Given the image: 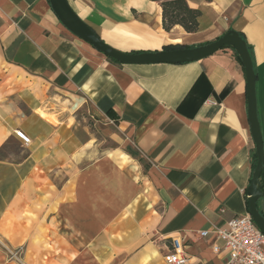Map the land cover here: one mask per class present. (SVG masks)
Listing matches in <instances>:
<instances>
[{
  "label": "crops",
  "instance_id": "0c3cea01",
  "mask_svg": "<svg viewBox=\"0 0 264 264\" xmlns=\"http://www.w3.org/2000/svg\"><path fill=\"white\" fill-rule=\"evenodd\" d=\"M67 1L126 53L237 32L254 64L264 142V0H185L201 13L195 33L165 30L152 0ZM256 163L233 49L116 64L49 0H0V264H167L172 239L195 264H228L211 232L249 213ZM257 207L264 216V194Z\"/></svg>",
  "mask_w": 264,
  "mask_h": 264
},
{
  "label": "water",
  "instance_id": "95a60500",
  "mask_svg": "<svg viewBox=\"0 0 264 264\" xmlns=\"http://www.w3.org/2000/svg\"><path fill=\"white\" fill-rule=\"evenodd\" d=\"M61 23L75 36L89 43L109 59L122 65L185 64L206 59L223 48L233 49L240 57L247 79L248 116L257 163L248 192V210L252 220L264 233V216L257 207L264 191V142L258 116L256 73L246 41L235 31H229L220 39L195 48L164 50L159 52L126 53L106 44L72 9L67 0H49Z\"/></svg>",
  "mask_w": 264,
  "mask_h": 264
},
{
  "label": "built area",
  "instance_id": "2783aa9c",
  "mask_svg": "<svg viewBox=\"0 0 264 264\" xmlns=\"http://www.w3.org/2000/svg\"><path fill=\"white\" fill-rule=\"evenodd\" d=\"M15 135L26 144L30 141L22 131H16ZM211 234L217 241H222V245L213 246V251L227 253L228 264H264V233L249 213L232 218L226 228L214 229ZM200 235L205 238L209 232L203 231ZM164 260L167 264H195L184 249L181 239H172Z\"/></svg>",
  "mask_w": 264,
  "mask_h": 264
},
{
  "label": "trees",
  "instance_id": "16d2710c",
  "mask_svg": "<svg viewBox=\"0 0 264 264\" xmlns=\"http://www.w3.org/2000/svg\"><path fill=\"white\" fill-rule=\"evenodd\" d=\"M152 1L159 2L162 6L163 26L165 30L169 31L174 26L179 25L187 33L197 32L199 27L198 18L201 13L196 9L190 8L185 0H152ZM179 48H183V46L179 44H174L171 46H167L166 50H173ZM235 54L238 60L241 62V59L236 52ZM110 60L116 64H119L113 59Z\"/></svg>",
  "mask_w": 264,
  "mask_h": 264
}]
</instances>
